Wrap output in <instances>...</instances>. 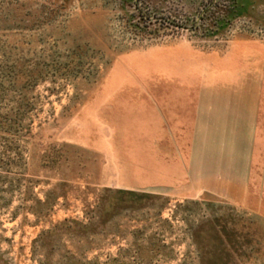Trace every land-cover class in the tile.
Wrapping results in <instances>:
<instances>
[{
    "label": "rangeland",
    "instance_id": "rangeland-1",
    "mask_svg": "<svg viewBox=\"0 0 264 264\" xmlns=\"http://www.w3.org/2000/svg\"><path fill=\"white\" fill-rule=\"evenodd\" d=\"M215 1L0 0V264H264V0Z\"/></svg>",
    "mask_w": 264,
    "mask_h": 264
},
{
    "label": "trees",
    "instance_id": "trees-1",
    "mask_svg": "<svg viewBox=\"0 0 264 264\" xmlns=\"http://www.w3.org/2000/svg\"><path fill=\"white\" fill-rule=\"evenodd\" d=\"M218 5V0L217 1H215L214 3H213V5L211 6V7H209L206 11H205V13L203 14V16H202V18H201V22L197 25V28L198 27H200L201 25H202V21L205 19V16H207L208 15V13L210 12V10L212 9V8H214L215 6H217ZM236 10V9H235ZM146 18H148V17H146ZM222 21H225V23L227 22V20H222V19H219V20H216V21H214V26H216L217 28H215L214 30H213V32H219L221 29H220V26H223V23H221Z\"/></svg>",
    "mask_w": 264,
    "mask_h": 264
}]
</instances>
